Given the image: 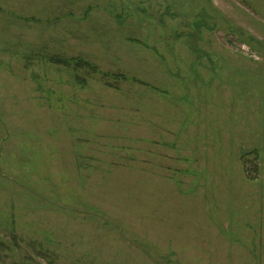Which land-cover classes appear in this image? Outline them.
I'll return each mask as SVG.
<instances>
[{"label": "rangeland", "instance_id": "rangeland-1", "mask_svg": "<svg viewBox=\"0 0 264 264\" xmlns=\"http://www.w3.org/2000/svg\"><path fill=\"white\" fill-rule=\"evenodd\" d=\"M0 264H264V0H0Z\"/></svg>", "mask_w": 264, "mask_h": 264}, {"label": "trees", "instance_id": "trees-1", "mask_svg": "<svg viewBox=\"0 0 264 264\" xmlns=\"http://www.w3.org/2000/svg\"><path fill=\"white\" fill-rule=\"evenodd\" d=\"M230 26L233 27V25L231 24ZM202 27H207L205 24L204 20H198L197 21V29L200 30ZM232 34L236 35L238 38H240L243 42L247 43V44H252L257 42L258 40L253 37L250 34H247L244 30L242 29H238L236 28L235 30H232L231 32ZM50 59L55 62V63H59V64H63V65H73L76 68H85L88 67L90 69V71L94 72V73H102V75L105 76H109V77H114V78H123V79H127L126 76L120 75V74H111L108 72H101L97 66H95L93 63H91L88 60L82 59V58H78V57H71V58H66V57H61V56H57V55H53L50 57Z\"/></svg>", "mask_w": 264, "mask_h": 264}]
</instances>
